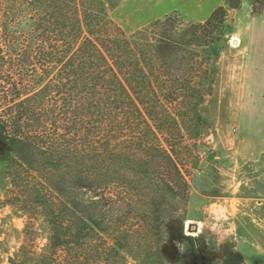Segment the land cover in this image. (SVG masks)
Returning <instances> with one entry per match:
<instances>
[{"label": "trees", "instance_id": "trees-1", "mask_svg": "<svg viewBox=\"0 0 264 264\" xmlns=\"http://www.w3.org/2000/svg\"><path fill=\"white\" fill-rule=\"evenodd\" d=\"M113 1L0 0V181L27 218L11 264H186L164 239L188 241L182 206L213 156L205 104L243 0L132 33Z\"/></svg>", "mask_w": 264, "mask_h": 264}, {"label": "rangeland", "instance_id": "rangeland-1", "mask_svg": "<svg viewBox=\"0 0 264 264\" xmlns=\"http://www.w3.org/2000/svg\"><path fill=\"white\" fill-rule=\"evenodd\" d=\"M225 0H121L110 3L112 18L128 33L168 14L186 21L205 20ZM229 18L234 31L222 51L216 88L205 104L214 124L207 137L213 156L204 160L191 189L187 242L173 236L174 257L186 264H264V0H243ZM236 40V43L234 42ZM7 184L0 181V264H11L26 242L27 218L4 204ZM181 207V206H180ZM171 210V205L168 206ZM35 247L48 243L39 219ZM140 235V239L143 238ZM151 241L141 253L154 250ZM179 251V255L176 252ZM172 256V257H173ZM129 258L126 264H143ZM170 264H182L170 260Z\"/></svg>", "mask_w": 264, "mask_h": 264}, {"label": "water", "instance_id": "water-1", "mask_svg": "<svg viewBox=\"0 0 264 264\" xmlns=\"http://www.w3.org/2000/svg\"><path fill=\"white\" fill-rule=\"evenodd\" d=\"M234 42L236 43V40H234Z\"/></svg>", "mask_w": 264, "mask_h": 264}]
</instances>
